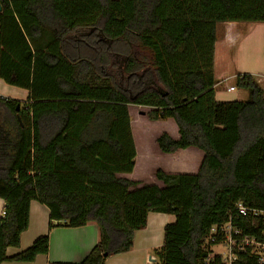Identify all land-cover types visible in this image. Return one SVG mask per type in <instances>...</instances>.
Wrapping results in <instances>:
<instances>
[{
    "label": "trees",
    "instance_id": "obj_1",
    "mask_svg": "<svg viewBox=\"0 0 264 264\" xmlns=\"http://www.w3.org/2000/svg\"><path fill=\"white\" fill-rule=\"evenodd\" d=\"M0 79L28 93L0 95V264L47 254L49 235L18 248L33 201L50 230L95 223L100 240L80 263L128 252L149 213L174 215L156 264H204L205 238L237 202L264 207V88L220 101L214 74L219 25L264 23V0H0ZM20 108L18 109V106ZM173 119L163 153L196 147L195 174L156 172L160 187L123 177L136 165L129 106Z\"/></svg>",
    "mask_w": 264,
    "mask_h": 264
},
{
    "label": "crops",
    "instance_id": "obj_2",
    "mask_svg": "<svg viewBox=\"0 0 264 264\" xmlns=\"http://www.w3.org/2000/svg\"><path fill=\"white\" fill-rule=\"evenodd\" d=\"M220 25H222V37L221 40L220 38L217 40L216 50L219 47L223 67L233 72L230 77L232 83L225 86L224 81H222L224 78H220L216 74V62L214 61V74L219 82L215 87L216 98L220 101H244L247 99V92L245 90L240 89L242 94H235L239 89L236 86V77L239 74H252L255 77L264 75V23L225 22ZM234 49L236 52L233 53ZM242 49L245 55L248 56L243 57L241 55ZM230 86H234L236 89L234 91H228L227 88ZM25 94L27 95L28 93L16 87L9 86L0 79V95L20 98V96L25 97ZM132 130L135 141L133 127ZM172 130V133L171 131L167 133L174 139H179L178 127L173 126ZM160 135L154 138L155 142ZM154 154L161 161L156 165V170L162 169L168 173L195 174L199 171L204 159V152L196 147L180 149L170 154L163 153L158 147V150L150 151V153L143 152L142 156L145 157L143 158L144 161L152 160L154 157L151 156ZM139 156L140 154L137 153L134 171L131 174H123V177L143 181L142 179H136L135 176L138 169L137 163ZM157 185L162 187L161 184ZM3 209L4 201L0 198V221ZM175 220L176 217L174 215L149 213L146 228L138 230L135 233L133 247L128 252L109 256L106 264H156V261L150 263L152 257L156 258L154 250L163 244L165 226L175 222ZM50 224L48 207L39 201H33L30 206L29 227L21 235L20 247L9 248L8 255L13 256L27 249L37 238L46 234L49 235L48 253L38 255L33 262L5 261L1 264L80 263L100 240L99 227L95 223L74 228L56 226L51 230L49 228Z\"/></svg>",
    "mask_w": 264,
    "mask_h": 264
},
{
    "label": "built area",
    "instance_id": "obj_3",
    "mask_svg": "<svg viewBox=\"0 0 264 264\" xmlns=\"http://www.w3.org/2000/svg\"><path fill=\"white\" fill-rule=\"evenodd\" d=\"M255 78L264 88V75ZM1 215H6L5 208ZM204 241V264H264V207L237 202L227 220L213 225ZM155 261L152 257L150 263Z\"/></svg>",
    "mask_w": 264,
    "mask_h": 264
},
{
    "label": "rangeland",
    "instance_id": "obj_4",
    "mask_svg": "<svg viewBox=\"0 0 264 264\" xmlns=\"http://www.w3.org/2000/svg\"><path fill=\"white\" fill-rule=\"evenodd\" d=\"M222 35V25H219V30H218V39ZM237 50V48H236ZM234 49L233 53L236 52ZM220 49L219 47L216 50V56H215V66H216V74L220 78H226V81L224 82V85H228L232 83V80L230 79L232 75V70H228L223 67V61L222 58H220ZM243 57L248 56L245 55L243 49L242 53ZM237 61V60H236ZM235 71V70H234ZM223 80V79H222ZM23 91V90H21ZM26 93V91H25ZM235 94H242L241 90L238 89ZM27 96L25 94V97L20 96L19 99L21 102L25 103L27 102ZM151 108L145 107V106H134L130 105V114H132V127L134 129V136H135V141H136V150L138 154H140L138 158V163H137V173H136V179H142L143 181L140 182V186L143 185L144 183H154V184H161L163 187L164 185L162 184L163 182H158L157 177H156V172L159 170H156V165L160 163V159L156 158L155 154L152 155L151 157H154L150 161H144L142 156L143 152L146 151L150 153V151L153 150H158V146L154 140L156 136L159 134H162L164 132H170L172 133V127L176 126V123L173 119H168V120H159V121H152L148 117V113L150 112ZM133 132V130H132ZM137 159V157H136ZM160 161V162H159ZM155 168V169H154ZM145 181V182H144ZM155 181V182H154Z\"/></svg>",
    "mask_w": 264,
    "mask_h": 264
},
{
    "label": "water",
    "instance_id": "obj_5",
    "mask_svg": "<svg viewBox=\"0 0 264 264\" xmlns=\"http://www.w3.org/2000/svg\"><path fill=\"white\" fill-rule=\"evenodd\" d=\"M2 11V7H1V4H0V12ZM20 108V105L18 106V109Z\"/></svg>",
    "mask_w": 264,
    "mask_h": 264
}]
</instances>
